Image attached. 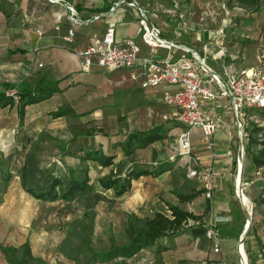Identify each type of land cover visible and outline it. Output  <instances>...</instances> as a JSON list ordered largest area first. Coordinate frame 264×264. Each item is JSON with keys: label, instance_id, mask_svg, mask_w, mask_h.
<instances>
[{"label": "crops", "instance_id": "obj_1", "mask_svg": "<svg viewBox=\"0 0 264 264\" xmlns=\"http://www.w3.org/2000/svg\"><path fill=\"white\" fill-rule=\"evenodd\" d=\"M86 5L84 6L85 8L88 7ZM55 7L51 15L56 31L52 32L50 30L49 32H45V29L43 30V35L38 37L40 47H47L44 51L34 56L25 57L26 53H21L23 58L15 62L13 58L15 53L9 52L10 48H15L13 44H8V41H6L0 50V82L28 80L22 76V74H28L30 79H34V82L41 76L59 79L58 85L63 89L60 92L54 93L49 98L26 105L21 126L17 125L15 108H9V110L14 109L15 114H13L16 118L15 124L13 123L12 126L8 127L13 138L19 133L26 132L35 138L38 134L42 133L46 137L43 140L49 139L48 136H56L63 141L73 139L68 144V153L60 158L57 155H51V158H48L51 161H57V163L51 164L54 173L63 174L67 166H75L76 172L81 176L87 175L89 184L94 187L95 191L105 196L101 201L114 200L116 203V201L120 200L121 202L117 203H121V205H118L116 209L118 207L121 208L122 228L126 224L127 212L130 210L135 211L139 216L151 214L148 213V209L150 210L151 208H154L153 212L162 211L165 213V209H163L165 208L164 200L172 201L193 213H203L205 215L206 200L202 192L186 202H179L174 194L170 192L171 190H177L186 194L202 188L198 181L184 176L182 161L179 157L175 156V137L180 126L179 124L174 127L167 126L166 117L172 116L174 118V108L160 99L162 89H172L173 87L159 85L158 87H161L160 90L155 89L157 86L141 87L143 75L140 74V66L138 64L123 70H106L96 65L92 66L89 72H81L79 69L76 51L84 49L92 41L93 36L101 35L106 27L110 25L114 28L116 39L128 36L135 37L140 43V55L148 52V47L141 43L138 38L139 27L136 10L125 6L121 7V5L113 10L97 14L81 10L78 13L76 12V16L80 19L79 23L72 24L67 18L68 10L66 7ZM121 9L126 11L128 15L121 14ZM57 14H61L59 21L56 19ZM80 15H83L85 18L81 19ZM95 15H99V17L94 18ZM162 23L161 21L156 24L162 28L163 34L167 37L175 38L172 32L173 22L172 25L165 23L163 25ZM70 25L73 26L75 34L70 41H66L63 36ZM198 39L199 36L196 35L190 41L183 37L177 40L201 52L202 46L200 49L196 47ZM213 45H211L210 49H212ZM158 51L160 53L165 52L164 49H159ZM236 51L239 52L238 50H228L227 54L233 57L236 55L234 54ZM19 52L21 51L16 53ZM178 54L179 51L175 53V57ZM209 57L208 54V60H210ZM223 58L224 56L219 59ZM38 63L42 64L41 67H37ZM222 65L224 64L221 63V67ZM219 69L214 70L221 72V68ZM37 71L38 73L35 74ZM111 76L126 78L127 87L122 88L124 87L123 85H118V88H115L117 86L107 83L111 79ZM84 92L86 93L85 95H83ZM155 95H158L159 101L169 106L172 111L168 113L159 112L158 108L150 103L152 101L151 97ZM64 105H69L73 109V113L61 115L59 118L69 119L73 123H76V125L78 124V126L70 125V130L66 127L67 129L62 131L66 135L62 134V132L57 133L56 129L50 130L42 122V118L45 115L48 116L47 113L49 111ZM80 105H84L85 108L78 109ZM79 113L81 115H78ZM6 116L7 114L0 117L4 119ZM2 118H0L1 123L3 122ZM12 120L15 121L13 118ZM226 120L227 123L230 122L228 117ZM40 123L42 125L39 127L38 124ZM6 124H0V131L5 130ZM154 126H160L159 131L164 134L162 139L148 143L145 146H139V140L133 138L130 142L131 150L128 146H125L129 132L146 130ZM212 141L214 143L215 155L209 157L208 151L202 148L200 144V130L198 128L192 130L191 144L197 150L195 151L193 148L192 154L197 156L203 164L212 163L213 171L216 168L215 171L219 172L215 173L214 171L216 189L223 187L226 191V194L220 201H215L213 210L216 213L215 216L220 218L218 222L219 251L213 250L211 242L205 235H193L187 229L172 237L163 236L157 238L153 245L140 249L129 259L150 261L152 264H243V262L247 264L246 249H251L254 245L251 240L249 242L245 241L250 222L246 218L245 206L235 195L230 196L227 193L229 185H232V183L226 177V174L236 177V183L239 182L238 173H234L236 172L234 157L237 142L233 139H228L222 128L214 132ZM95 148H100L106 153L113 154V164L108 167H102L95 161L80 160L77 157L84 154V150ZM48 163H44L43 166L48 167L50 165ZM230 165L232 166L231 172L233 174L227 172ZM131 167L137 169L146 168L151 171L161 170V172L153 175H140L138 178L132 179L130 189L119 196H115L112 189H101L98 182L101 176L112 170L115 176L123 177ZM84 171L85 173L83 174ZM95 171L98 174H95ZM241 175L242 169L240 171L242 181ZM245 191L246 186L244 188ZM245 197L247 196L245 195ZM246 222H249L248 226ZM238 229L240 232L238 235H235L234 231ZM241 234L243 238V246L241 248L244 252L243 256L246 257L244 261L242 260L243 256L240 252V247L238 248L239 236ZM157 249L160 251L156 252ZM121 259L127 261L128 258Z\"/></svg>", "mask_w": 264, "mask_h": 264}, {"label": "rangeland", "instance_id": "obj_2", "mask_svg": "<svg viewBox=\"0 0 264 264\" xmlns=\"http://www.w3.org/2000/svg\"><path fill=\"white\" fill-rule=\"evenodd\" d=\"M0 1L4 4L7 11L10 12L9 18L0 12V50L3 43L6 41H8V44H13V46L21 48L23 52L13 55L15 62L23 58L21 53L27 54H25L24 57L34 56L47 48L40 47L38 37L43 35V30L45 29V32H49L50 30H52V32L56 31L54 28L55 24L52 22L51 13L55 10V6H66L69 4L65 0ZM82 1L87 5H92L98 3L100 0ZM136 1L140 6H145L146 10L151 14L152 22L160 23L162 21L163 25H172L170 21L172 18L160 12L159 6H177V10L185 14V24L187 26L184 32L179 33L180 36H178V38L183 37L190 41L198 35L199 39L197 40L196 47L199 49L203 42L211 38L212 40L221 39L225 47L224 58L221 60L218 58L213 59L217 51V47L213 45L209 52L213 55H209L210 60L207 59V63L216 70H220L221 63L224 64L226 69L230 72L234 70L240 71L248 67H257L258 58L264 53V0H261L260 9L255 13H247L244 9L236 6L227 8L224 5V0ZM121 6L126 7L128 5L121 3ZM122 13L128 15L123 9H121V14ZM230 16L235 19L227 23ZM80 17L81 19L85 18L83 15H80ZM245 20H249V22ZM224 22L226 25L223 27L222 33L220 34L219 28L222 27ZM50 49L54 50L53 48ZM228 50H238L239 52H234L236 55L233 54L234 57H232L227 54ZM37 67L41 66L37 65ZM37 73L38 71L35 74ZM22 76H24V79H28L31 83H34V79H30L28 74H22ZM110 78L111 79L107 81V83L117 86L115 88H118V85H123L124 87L122 88L127 87L126 78L123 79L121 76L119 78L111 76ZM155 89L160 90L161 87L157 86ZM10 92H13V90L7 91V93ZM85 94L84 92L83 95ZM110 100H112V98H110ZM151 100L150 103L157 107L159 112L168 113L172 111L169 106L159 101L158 95L151 97ZM59 108L68 112H73V109L69 105L59 106L57 109L49 112L56 111ZM83 108H85L84 105L78 107V109ZM49 112L47 113L48 116L45 115V117L42 118V122L47 125L50 130L56 129V132L59 133L69 128L70 125H76V123H73V121L69 119H61L59 116H52ZM252 112L255 113L256 116L252 119H248V126H250L251 123H255L253 121L254 118H258L259 126L264 127V111L261 113V110H253ZM13 113V108L9 110L6 107H4V109L0 107V116L7 114L4 119L0 117L3 119V122H0V124L7 123L5 130L0 131V170L3 172L7 170L9 165L10 161L7 160V156L11 153L12 149L10 147L14 142V138L8 129V127L16 122V118L14 117L15 113ZM12 118L15 121H13ZM166 118L167 119L164 120L168 122L167 126L174 127L178 124L172 116ZM6 120L7 122H5ZM11 121L13 122L10 123ZM40 125L42 124H38L39 127ZM76 126H78V124ZM62 134L66 135L64 132H62ZM261 136L262 135H260V137ZM59 140L60 139L56 136L45 140L35 138L27 144L26 147L19 148V150L21 152L24 151V157L31 155L33 158H40L38 162L30 160L32 166L40 169L44 167V163L49 162L48 164L50 165L55 164L54 162L57 163V161L48 159L51 158L48 152H53L59 147ZM233 140L236 142L237 139L235 136ZM260 146L259 144H253L250 146L248 152H255ZM192 149L195 150L196 147L194 146ZM14 160V172L9 181L5 183L0 176V241L15 246L17 255H22V244L27 239L30 253L35 257L42 258L44 264H152L150 261L135 260L133 258H128L127 261L119 257L109 260H100L91 257L82 246V239L83 236L88 234V227L81 229L79 227V222L84 221L87 224L89 219L87 214H91V212L93 213V224L92 232L88 236V239L89 245L95 251L99 252L106 250L111 243V239L116 244L125 243L126 237L124 228L121 227V208L118 207V209H116L118 205H121V203H117L121 202L120 200L116 201V203L114 200L101 201L105 198L101 193L104 198L95 201L93 196L95 189L92 185L91 193L81 197L77 196L68 202L62 199H57L55 201L35 199L21 186L18 172L21 166V158L19 159V157L15 155ZM231 165L227 169L229 173H232ZM215 169L216 168H214V171ZM215 173L219 172L215 171ZM234 173L236 174V172ZM95 174H98V172L95 171ZM254 176L255 181L252 185L242 184L243 190L246 186V194L248 195L247 197H249H246V199L249 200H247L246 203H248V205L245 206L244 209L246 211V218L250 222L248 228L250 229V227L254 225L258 239L263 241L264 203H260V200L264 198V165L258 168ZM226 177L230 179L232 183V185H229V191L227 193H229L230 196L235 195L233 191L236 177L228 174H226ZM32 178H34V175L33 177H27L28 184ZM94 181H96V179H94ZM207 200H211V198ZM153 209L154 208L148 209V213L152 214ZM163 209H165V213H168L166 208ZM213 210L214 206L212 205V214L215 215L216 213H214L215 211ZM208 212L209 210H207L206 213ZM204 216L205 215H203V217ZM250 240L252 241V238L247 236L245 241L249 242ZM240 252L243 256L244 252L241 247ZM257 255L258 256L252 264H264V258H261L259 254ZM244 259L246 260V257L243 256L242 260L244 261ZM246 262L249 264L248 259ZM0 264H7L1 254ZM243 264L246 263L243 262Z\"/></svg>", "mask_w": 264, "mask_h": 264}, {"label": "built area", "instance_id": "obj_3", "mask_svg": "<svg viewBox=\"0 0 264 264\" xmlns=\"http://www.w3.org/2000/svg\"><path fill=\"white\" fill-rule=\"evenodd\" d=\"M121 3L136 10L138 38L148 47V52L140 55V43L135 37L116 39L114 28L110 25L101 35L93 36L84 49L76 51L79 69L81 72H89L92 66L96 65L106 70H123L138 64L140 74L143 75L141 87L172 86V89L161 90L160 99L174 108V118L180 126L175 137V156L182 161L184 176L196 179L203 189L204 198L210 199L214 185L212 163L203 164L192 154V130H200V144L208 151L209 157L215 155L212 137L217 129H224L228 139L235 136L237 149L234 158L236 174L240 176L244 159L243 142L248 134V119L256 116L253 110L264 108V53L258 58L257 67L230 72L222 65L221 72H218L207 63V55H213L209 52L214 44L217 51L213 59L225 56L223 41L211 38L202 45L200 52L177 40L179 33L184 32L187 27L185 14L178 11L177 6H159L160 12L172 18V32L175 38H170L163 34L159 25L151 21V14L136 0H117L110 10L117 8ZM65 7L68 10V20L72 24L79 23L80 19L76 16L73 6L67 4ZM97 17L99 15L94 16ZM56 19L59 21L61 14H57ZM230 21L229 17L227 23ZM225 25L224 22L219 28L220 34ZM73 36L74 29L69 27L63 38L70 41ZM159 49H164L165 52L160 53ZM177 51L179 54L175 57ZM227 117L230 119L229 123ZM253 121L259 125L258 118ZM242 184L240 178L239 183L235 180L234 194L247 206L248 203L243 200L245 193ZM219 219L217 216L204 219L205 236L214 251H219V236L215 228V222ZM198 222L188 219L182 226L187 227ZM239 237L238 248L243 244L242 234Z\"/></svg>", "mask_w": 264, "mask_h": 264}, {"label": "trees", "instance_id": "obj_4", "mask_svg": "<svg viewBox=\"0 0 264 264\" xmlns=\"http://www.w3.org/2000/svg\"><path fill=\"white\" fill-rule=\"evenodd\" d=\"M67 3L71 4L76 12L81 10H86L89 13H100L109 11L111 6L116 0H100L98 3L88 5L85 8V3L82 0H65ZM18 2V1H17ZM224 5L227 8L239 7L244 9L247 13H255L259 10L261 6V0H224ZM87 6V5H86ZM0 11L10 17V12L4 7V4L0 1ZM85 15H87L85 13ZM230 19H235L231 18ZM249 22V20H245ZM70 23V22H69ZM69 27H72L70 25ZM68 27V28H69ZM67 28V29H68ZM74 29V28H73ZM75 34V31H74ZM22 50L20 48H10V53H16ZM59 79H50L45 76H41L34 83L29 80H21L17 82L11 81H1L0 82V107L8 109L11 107L15 108L17 116V125L21 126L23 123V116L25 112V106L39 102L46 98H49L56 92H60L63 89L58 85ZM8 90H13V94L7 93ZM264 108L261 110L263 113ZM67 113H73L65 111L59 108L56 111L49 112L52 116H60ZM78 115H81L79 113ZM160 126H154L146 130H134L127 134L125 141V146H128L131 150V139L137 138L139 140V146H145L148 143L162 139L164 134L159 131ZM247 137L244 139V159L242 163V182L249 183L252 185L254 183L255 174L258 168L264 165V127L259 126L256 123H251L247 126ZM44 134H38L36 138L43 140ZM260 135H262L260 137ZM52 138V136H48ZM35 137L29 135L26 132L19 133L14 138V142L11 145V153L8 154L7 160L10 161L5 172L0 170V176L3 181L7 183L12 176L13 162H15V155L21 158V166L19 169L20 182L22 188L29 193L33 198L43 201H55L57 199H62L64 201H71L77 196L81 197L91 193V185L89 184V178L87 175L81 176L76 172L75 166H67L65 173L59 174L54 173L52 165L43 168H35L30 164V160L33 162L40 161V158H33L31 155L24 157V151L21 152L19 148L26 147ZM73 141V139H71ZM71 140H59V147L55 152H48V155H57L61 157L69 152V142ZM253 144L261 145L255 152H248L250 146ZM128 153V152H127ZM80 160H90L97 162L102 167H108L113 164L114 155L102 151L100 148L87 149L84 150V154L77 156ZM18 161V160H17ZM12 163V164H11ZM159 171H151L146 168L137 169L131 167L128 172L125 173L123 177L115 176L113 171L110 170L107 174H104L98 179L99 185L102 190L112 189L115 196H119L122 193L127 192L131 186V180L138 178L140 175L158 174ZM85 171L83 172V174ZM30 183H27V177H33ZM215 179L213 180V191L211 200H206L205 210H209L208 213L203 217L202 214H196L192 211L178 206L176 203L164 200L165 208L168 213L162 211H155L152 214H146L139 216L135 211L130 210L127 212L126 224L124 226V234L126 241L123 244H116L112 239L109 247L104 251H95L89 245L88 236L92 232V216L93 213L87 214L89 216L88 223L84 221L79 222V227L84 229L88 227V234L83 236L82 246L86 249L89 255L93 258H98L100 260H109L114 258H129L137 253L140 249L149 247L154 244L155 240L159 237L167 236L172 237L178 235L181 231L189 229L193 235H205V224L204 219L210 216H215L212 214V205H215V201H220L222 197L226 194L225 189H216ZM203 189L193 190L189 193H181L177 190H171L170 192L174 194L179 202H186L191 200L200 194ZM246 196V191L244 192ZM95 201L103 199L104 196L101 193L94 191ZM249 198V197H248ZM253 199V198H252ZM260 203H264V198L260 200ZM188 219L198 220V224L183 227L182 223ZM218 222H215V228L217 229V234L219 236ZM240 230H235L234 234L238 235ZM246 236L252 238L254 243L253 248H247L246 254L248 263L252 264L255 258L259 254L261 258H264V240L258 239L257 231L254 225H252L247 231ZM160 251L159 249L156 252ZM0 254L4 258L7 264H44V260L40 257H35L30 253L27 239L22 244V255L16 254V247L10 244H5L0 241ZM35 261V262H34Z\"/></svg>", "mask_w": 264, "mask_h": 264}, {"label": "bare ground", "instance_id": "obj_5", "mask_svg": "<svg viewBox=\"0 0 264 264\" xmlns=\"http://www.w3.org/2000/svg\"><path fill=\"white\" fill-rule=\"evenodd\" d=\"M237 180H238V179H237ZM238 183H239V182H238ZM243 200H244L245 203L247 202V199H246L245 196H243Z\"/></svg>", "mask_w": 264, "mask_h": 264}, {"label": "water", "instance_id": "obj_6", "mask_svg": "<svg viewBox=\"0 0 264 264\" xmlns=\"http://www.w3.org/2000/svg\"><path fill=\"white\" fill-rule=\"evenodd\" d=\"M239 178H240V180H241V177H240V176H239ZM248 224H249V222H247V224H246V225L248 226Z\"/></svg>", "mask_w": 264, "mask_h": 264}]
</instances>
